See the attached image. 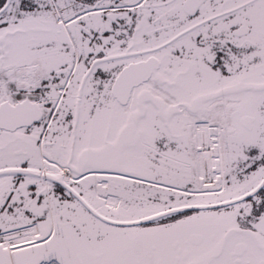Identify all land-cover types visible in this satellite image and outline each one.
<instances>
[{
	"label": "snow or ice",
	"instance_id": "6c2138e0",
	"mask_svg": "<svg viewBox=\"0 0 264 264\" xmlns=\"http://www.w3.org/2000/svg\"><path fill=\"white\" fill-rule=\"evenodd\" d=\"M0 264H264V0H0Z\"/></svg>",
	"mask_w": 264,
	"mask_h": 264
}]
</instances>
